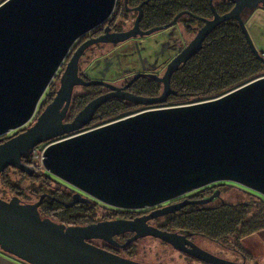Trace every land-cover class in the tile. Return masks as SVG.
<instances>
[{
	"label": "water",
	"instance_id": "water-1",
	"mask_svg": "<svg viewBox=\"0 0 264 264\" xmlns=\"http://www.w3.org/2000/svg\"><path fill=\"white\" fill-rule=\"evenodd\" d=\"M225 2L226 0H222ZM127 0H125L126 5ZM224 15L209 7L212 20L203 26L167 65L162 77L148 75L163 85L156 97H138L105 85L112 92L90 101L65 123L74 87L102 84L78 76L82 53L94 44H118L173 27L186 12L166 25L139 29L142 5L131 29L82 44L66 63L52 101L36 115L39 103L70 49L80 37L104 23L116 0H4L0 3V137L21 130L0 143V175L7 169L31 176L23 158L36 147L41 166L51 176L77 190L70 203L95 201L104 206L137 210L161 204L216 182H231L252 190L264 200V76L215 99L153 108L85 132L104 102L117 98L135 106L164 105L176 94L170 79L203 47L219 25L236 21L248 49L264 65L240 16L264 0H227ZM147 2H145L146 4ZM142 75H136L130 84ZM69 135V136H67ZM67 136V137H65ZM53 141V142H52ZM207 200L197 202L205 205ZM48 194L35 203L17 196L0 198V250L26 264H144L92 244L101 241L124 249L139 239L154 238L202 264H246L205 251L187 236L149 226L148 221L179 211L187 204L156 210L132 221L106 220L88 225H66L39 213ZM132 233L123 244L115 237ZM192 234H189V236Z\"/></svg>",
	"mask_w": 264,
	"mask_h": 264
},
{
	"label": "flooded vegetation",
	"instance_id": "flooded-vegetation-1",
	"mask_svg": "<svg viewBox=\"0 0 264 264\" xmlns=\"http://www.w3.org/2000/svg\"><path fill=\"white\" fill-rule=\"evenodd\" d=\"M145 2L147 3L145 4ZM173 3H177L178 11L175 12L173 16L169 18L163 24L151 26V24H154V18L158 14H160L161 17H164L167 19L166 11L168 10L169 6L173 5ZM140 5H142L141 7L142 16L139 22V29L141 31H147L154 27L166 25L169 22H171L177 14L181 12H186L187 14L182 15L177 20L176 24L173 27L165 30L166 32L165 31L156 32L150 36H145L141 38L137 37L135 39H129L128 41H125L123 43H118V44L99 43V44H94L88 47L82 53L79 59L78 76L86 83L91 82V81H97L102 84L74 87L72 98L68 106V110L66 112V117L64 119L65 123L71 122L74 119V117L90 101L111 93L112 91L108 87L105 86L106 84L122 89L123 92L129 93L131 95L138 96V97L159 96L162 92L163 85L157 82L155 79L148 77V75H155L157 77H162L168 63L180 51H182V49L186 47V45L194 38L197 31L204 25L203 22H201L199 18H202L205 20L213 19V14L209 7V0H208V6L205 8L203 13H201L195 1H192V3H189V5L186 6L184 1H180V0L177 2L176 0H138V1L127 0L126 5H125V0H116L113 12L110 15V17L104 23H101L94 29L84 34L78 40H76V42L70 49L66 59L64 60L62 66L60 67L59 71L56 74V76H58V82L65 68L66 63L70 60L72 55L82 44L86 43L87 41L99 38V37H103V36L110 37V35L120 33V32H125L131 29L134 25L136 17L138 16V10H136V8ZM213 5L215 6L216 12L219 15L226 14L233 7L230 2H227V0L225 2H223L222 0H213ZM240 16L248 30V33L253 41V44L256 50L262 57H264V4H259L253 9L245 8L241 12ZM146 17H150V19L145 20ZM146 21H149V23ZM232 22L236 26H238L236 21L224 22L221 25H219L214 31H212L209 36H211L212 34L213 35L216 34L218 29ZM251 23H254L256 26H259L258 28L262 30L261 39L257 41L258 43H256L253 39V36L251 33L252 28L249 27ZM209 36L206 38V40L209 38ZM157 47H161V48L165 47L164 49H162V51L164 52L163 56H160L159 54H157L155 50L153 49ZM151 55H154V56L151 57ZM195 56H193L192 58H194ZM189 61L185 65L180 66L179 69L176 71V73L172 75L170 79V86L174 91H176V94L168 96L167 101L164 105L135 106L127 101L120 100L117 98H111L108 101L104 102L100 107L97 108V110L93 114L92 120L90 121L89 125L83 127L80 131L74 132L70 135L82 133L91 128H96L98 126L103 125V122L108 119V117L105 118L106 115L119 114L121 116L123 115L121 117L123 118V117L130 116V115H133V114H136L142 111H146L149 109L169 106L167 105V103H169L171 98H176L179 95H183V93H181L180 91H177V89L179 88L174 82V75L182 71L187 66ZM123 64L125 65V68H127L128 70H136L133 72L131 77L128 78V77L121 76L120 70H122ZM89 70L92 72L91 74L89 73ZM136 75H142V76L130 84V81ZM57 88L52 91L53 96L51 97V100L45 103L44 105H42L41 110L39 111V107L42 104V100L44 96L42 97L39 103V107L37 109L36 115L34 116L33 120L29 124H27L24 128L34 123L36 117L52 101ZM82 102H85V103L81 105ZM20 132L21 130L10 132L9 134L6 135V137L10 138L11 136L16 135L17 133H20ZM47 144L48 143L42 144L36 147L34 150L39 151L41 147L43 149V147L46 146ZM28 156L30 155L28 154L27 156L24 157L23 159L24 163H26V161L28 160L29 158ZM37 168L38 166L35 167V169H33L34 172L32 175H34V173H38L36 171ZM8 170L10 169H7L6 171ZM48 176H51V175L48 174ZM61 182H59V184L56 182H53V183L57 187L64 186L67 189L73 190L71 197L75 192H78L72 187L66 185L63 182L61 183ZM237 188H245V187H242L238 184L231 183V182H216V183H212L207 186L201 187L199 189L190 191L188 193H185L181 196L170 199L168 201H165L155 206L146 207V208L137 209V210H122V209L113 208L114 212H111V215H110L111 219H104L100 221L118 220V219L132 221V220H135L141 217L148 216L152 212L156 210H160L164 207L174 206V205H177L183 202L193 203V204H187L186 206L182 207L179 211H175L174 213H171L169 215H165L163 217H159L157 219L147 222L149 226L158 228L160 230H164L163 225L168 223L172 216H189L196 212H206V211L215 210L219 208L220 206H225V205H229V206L241 205L246 208L249 204H251L252 202H255V200L253 199H257V201L258 200L261 201L260 195L258 193L245 188V190L249 192V193H246L249 197L246 201L233 202V203L227 202L225 198V194L229 190H232L233 192H235L234 194H236L238 192ZM213 195H215V197L209 203L205 205L197 204V202L207 200ZM11 197H9L8 199L6 198L5 200H9ZM20 199L23 203H35L38 200V198L36 200H27L25 198H20ZM54 200L56 199L54 198ZM56 201L59 202L58 200ZM70 201H71V198H70ZM107 208H110V207H107ZM189 234H192V235L189 236ZM132 235H133L132 233L123 234V235L115 237L114 240L118 242L119 244H123ZM182 235L187 236V238L190 241H192L195 245H197L198 247L200 246L194 240V238L195 237L205 238L209 240L210 242L217 244L222 249L234 252L238 256L239 259L231 260V261L241 263L242 261L245 260L246 264H250L248 263V255L245 252L241 251L240 249H237V246L235 247V246H230L227 244H221L213 239L206 238L205 236H202L201 234L199 235V234H194V233H185ZM91 242L94 245L105 248L108 251H111L115 254H118L123 257L133 260L135 250L131 247L132 245L134 246V243L130 244L124 249H119V248H114L110 245H107L101 241H91ZM178 253L185 256V258H189V259L191 258L181 252H178Z\"/></svg>",
	"mask_w": 264,
	"mask_h": 264
},
{
	"label": "trees",
	"instance_id": "trees-1",
	"mask_svg": "<svg viewBox=\"0 0 264 264\" xmlns=\"http://www.w3.org/2000/svg\"><path fill=\"white\" fill-rule=\"evenodd\" d=\"M2 1L4 0H0V3ZM180 1H184L186 6L195 1L201 13L208 6V0ZM177 11V3H173L166 11L167 19L158 14L151 26L163 24ZM147 19L150 17L145 18V20ZM146 22L149 23V21ZM212 35L209 36L202 49L189 61L187 66L174 75V82L179 88L177 91L183 95L171 98L167 105H183L215 99L264 76V65L254 58L240 29L233 22L221 27L216 34ZM57 87L58 76H55L43 95L39 111L42 105L51 100L52 91ZM84 103L82 102L81 105ZM122 116L119 114L106 115L105 118L108 117V119L103 124L120 119ZM7 139L6 135L0 137V143ZM29 155L26 164L32 165L31 152ZM8 171L0 175V198L8 199L13 195L27 200H36L39 195L48 194L53 199L45 198L39 207V213L43 218H50L66 225H88L100 220L111 219V212H114L113 208H107L95 201L77 204L71 208L64 207L63 202L70 203L73 190L64 186L53 188L51 184L55 182L53 181L54 178L46 173L38 172L32 176L21 174V179H28L30 182L37 183L35 187L32 186L28 188L26 193H23L17 188L16 183L12 184L13 181L11 176H8ZM7 194L10 196L8 197ZM99 211H103L102 216L98 215ZM163 226L166 231L179 234H201L221 244L237 246V249L245 252L240 246V240L264 230V202L258 200L246 208L241 205H225L215 210L196 212L189 216H172L170 221ZM131 248L134 249V246L132 245Z\"/></svg>",
	"mask_w": 264,
	"mask_h": 264
},
{
	"label": "rangeland",
	"instance_id": "rangeland-1",
	"mask_svg": "<svg viewBox=\"0 0 264 264\" xmlns=\"http://www.w3.org/2000/svg\"><path fill=\"white\" fill-rule=\"evenodd\" d=\"M249 27L252 28L251 33H252L254 41L258 43L257 41L261 39L262 30L259 29L258 28L259 26H256L254 23H251ZM164 48L157 47L153 49L155 50L157 54H159L160 56H163L164 52L162 51V49ZM152 56L154 55H151V57ZM120 71H121V76L129 78L131 77L133 72L136 70H128L127 68H125V65L123 64V68ZM89 73L91 74L92 72L89 70ZM40 150H42V147L39 149L38 152L36 151V153L40 154L41 153ZM36 165L38 166V168L36 169L37 172L46 173L48 175V173L42 168L40 160L36 162ZM7 173H8V176L9 175L11 176V179L13 181L12 184L16 183L17 188H19L23 193H26L28 188L32 186L35 187L37 185L36 182L35 183L30 182L28 179H21L20 177L21 173H19L16 170L11 169ZM53 181H55L56 183L61 182L55 177ZM51 186L53 188L57 187L54 183H52ZM237 189H238V192L236 193L237 195L234 194L235 192H233L232 190H229L225 194V198L227 202L229 203L241 202V201H246L249 198L248 195L246 194L249 192L246 191L245 188H237ZM7 195L8 197L10 196L9 194ZM253 200L257 201V199H253ZM261 201L264 202V200L262 199ZM102 212L99 211L98 215L102 216L103 215ZM194 240L198 243V245L202 249L209 251V253H212L220 258H223L229 261L239 259L238 256L234 252L222 249L217 244L210 242L209 240L205 238L195 237ZM239 243H240V246L244 249L245 253L248 255V263L264 264V230L244 237L242 240H240ZM227 245H230V244H227ZM134 250H135V253L133 256V260H136L137 262L144 263V264H200L196 262L195 260L185 258V256L178 253L176 250L171 248L169 245L164 244L161 241L154 239V238L139 239L138 241L134 243Z\"/></svg>",
	"mask_w": 264,
	"mask_h": 264
},
{
	"label": "crops",
	"instance_id": "crops-1",
	"mask_svg": "<svg viewBox=\"0 0 264 264\" xmlns=\"http://www.w3.org/2000/svg\"><path fill=\"white\" fill-rule=\"evenodd\" d=\"M0 264H26L0 250Z\"/></svg>",
	"mask_w": 264,
	"mask_h": 264
},
{
	"label": "built area",
	"instance_id": "built-area-1",
	"mask_svg": "<svg viewBox=\"0 0 264 264\" xmlns=\"http://www.w3.org/2000/svg\"><path fill=\"white\" fill-rule=\"evenodd\" d=\"M38 152V151H37ZM41 153H36V150L31 151V159H32V165H29L32 169H35L36 166V162L41 160Z\"/></svg>",
	"mask_w": 264,
	"mask_h": 264
},
{
	"label": "clouds",
	"instance_id": "clouds-1",
	"mask_svg": "<svg viewBox=\"0 0 264 264\" xmlns=\"http://www.w3.org/2000/svg\"><path fill=\"white\" fill-rule=\"evenodd\" d=\"M29 166V165H28Z\"/></svg>",
	"mask_w": 264,
	"mask_h": 264
}]
</instances>
